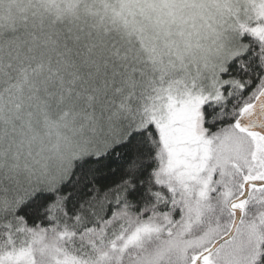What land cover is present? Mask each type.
I'll return each instance as SVG.
<instances>
[{
	"label": "snow or ice",
	"instance_id": "obj_1",
	"mask_svg": "<svg viewBox=\"0 0 264 264\" xmlns=\"http://www.w3.org/2000/svg\"><path fill=\"white\" fill-rule=\"evenodd\" d=\"M0 264H264V0H0Z\"/></svg>",
	"mask_w": 264,
	"mask_h": 264
}]
</instances>
